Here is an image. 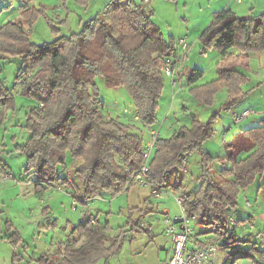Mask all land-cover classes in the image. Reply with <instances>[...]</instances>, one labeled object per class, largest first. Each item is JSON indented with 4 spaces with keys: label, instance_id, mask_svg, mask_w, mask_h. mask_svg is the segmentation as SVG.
<instances>
[{
    "label": "trees",
    "instance_id": "1",
    "mask_svg": "<svg viewBox=\"0 0 264 264\" xmlns=\"http://www.w3.org/2000/svg\"><path fill=\"white\" fill-rule=\"evenodd\" d=\"M32 1L22 0L21 17L0 25V61L21 60L17 83L23 94L38 102L26 114L25 127L30 134L18 145L27 156L24 178L33 180L38 194L65 186L83 201L124 192L144 161L145 131L161 126L158 109L166 81L165 58L176 53V40L166 38L143 0H109L84 20L78 31L38 44L30 38L31 27L38 16L48 15L44 6L32 5ZM77 1L84 6L89 3ZM202 40L226 62L262 51L264 11L250 17H241L231 8L215 12ZM232 48L240 53H231ZM185 71L189 93L202 105L212 106L223 88L229 98L226 108L244 95L242 85L248 75L235 67H220L216 79L200 85L196 83L204 75L202 69L188 71L185 67L180 73ZM98 78L109 90L120 91L121 110L117 105L106 108ZM14 104L15 94L0 77V118ZM219 112L214 111L205 121L192 117L169 138L160 136L148 175L169 190V177L183 174L188 157L198 152V185L193 192L180 193L185 194L187 213L194 216L197 231L193 236H206L199 246L216 242L219 250L230 248L224 264H235L239 257L263 259L264 249L256 244L233 251L237 248L234 244L249 239L236 237L232 231L240 220L232 211L239 204L240 192L264 177V118L259 125L241 129L231 141L224 138L225 155H213L204 149V143L215 135ZM259 189L264 191V179ZM83 215L75 231L85 236L84 242H60L61 261L44 254L38 259L44 260L42 264H108L123 247L128 232L144 226L140 219H131L113 231L109 221L102 222L89 212ZM4 238L20 241L18 232Z\"/></svg>",
    "mask_w": 264,
    "mask_h": 264
},
{
    "label": "rangeland",
    "instance_id": "2",
    "mask_svg": "<svg viewBox=\"0 0 264 264\" xmlns=\"http://www.w3.org/2000/svg\"><path fill=\"white\" fill-rule=\"evenodd\" d=\"M108 1L89 0L88 5H85L87 7L85 9L84 5H81L77 0H34L36 6L46 8L45 12H47L48 17L45 14L38 16L31 27L30 38L33 42L41 44L52 41L61 34L78 31L80 29L78 16L85 14L83 15L84 18H89L103 8ZM136 1L142 2V0ZM230 1L232 0H150L144 3L149 10L153 11L152 19L155 24L161 27L166 38H170V34H173L175 40L181 37L187 38L188 47L182 49L184 61L188 67L187 70L199 68L204 71V75L198 80L197 85L216 79L218 70L222 66L235 67L245 72L242 70L243 65L240 63L222 62L221 55L214 48L206 47L202 40V34L211 23L215 12L225 9ZM251 1L255 2V4L253 2V5H255L257 14L264 11V0ZM10 3H12V0H0V23L3 18L16 20L21 17L19 9L15 8L13 10V7H8ZM248 4H252L250 0L244 8L235 5L234 9L239 11L240 14L246 15L249 12ZM47 18H51L54 21L53 24ZM249 61L251 66L245 73L252 77V81L244 88V95L238 100L233 109L232 107L229 109L224 108L228 101L226 88L219 91L212 106L200 104L186 87H184L180 97L172 99L169 87L170 78L166 76L165 87L158 109V118L161 121L159 128L161 137L169 138L180 126L189 124L192 117L205 121L209 119L214 111L220 110L222 113L225 112L231 116L234 109L236 115H239L246 108L255 111L254 114L240 121H231L230 129L222 127L226 119L220 117L215 123V135L205 145H212V147L219 149L212 150L213 155H222L221 152L225 151L224 138L231 141L236 136L237 131L261 124L264 118V84L261 87L259 86V82L262 80L261 69L256 59L253 57ZM20 65L21 60L15 57L0 61L2 68L0 77L5 86L15 94V107L7 109L0 118V264H42L44 260L38 259L44 254H49L51 259L58 262L61 261L63 256L60 253V242L71 239L72 241L75 240L77 245L82 243L83 239L80 236L71 237L75 231L76 223L79 222L78 216L81 214L82 207L78 203L75 208L72 196L66 190H63L67 189L65 186L61 187V191L54 188L50 191L46 189L41 194H34L32 191L33 186L27 180L24 181L23 175L25 174L27 156L25 152L18 148V145L25 142L30 134L25 127L26 114L38 102L35 98L23 94L19 88L21 85L17 83L16 76ZM187 77L188 72H183L182 78L186 79ZM184 85H188L187 81H184ZM98 87L101 98L105 100L106 108L112 109L117 105L115 108L121 110V104L124 105V103L117 93L120 91L109 90L101 78H98ZM125 93L128 94L126 91ZM255 118L256 121H254ZM148 135L149 132L145 131V138ZM205 145L204 149L208 150ZM196 158H200L198 152H192L190 159L194 160ZM220 166L221 164L216 163V167ZM195 170L197 171L198 168L196 167ZM69 171H71V167ZM183 174L186 178L188 171H184ZM183 174L180 173L178 177L172 174L169 177V187L180 185L184 179ZM263 179L264 177L258 178L251 186L254 189V192L250 190V194H253L255 198H251L253 203L256 201L259 190L257 185ZM131 187L134 188L131 189V193L136 189H148L150 198L152 201H156L157 198L152 194L150 188L137 185ZM168 191L171 194L166 193L164 197L173 198L179 214L181 211L180 206L171 189ZM122 195L119 194L113 197L106 194L108 200L112 199L107 202L108 208L111 205V209L105 211L109 214H104L102 221H109L113 231H118L119 227L125 225L129 220L128 213H125L128 208L126 207L127 203H124ZM101 203L104 205L105 202L102 200ZM241 204V206L244 204L243 197ZM132 206L130 207L134 211L133 217L141 218L146 225L141 229L139 228V230L128 232V237L121 250L110 258V262L113 264H129L130 260L135 261L137 258L155 261L158 254L162 258L165 256V251L159 247L164 233L161 224H159L160 221L157 220V217L160 216L157 207L154 208L155 206L150 202L147 207L149 209L154 208L153 212L143 213L140 217V209ZM121 208L123 211L120 210ZM238 211L239 213L235 209L233 210L234 216L240 220L238 219L239 224L233 227L232 231L236 233V237H248L249 241L247 243L238 242L236 250L233 251L243 250L246 245L250 247L253 244H256L259 248L264 247V225L261 222L257 224L250 222L249 217H245L243 208L238 209ZM67 219L74 223L68 224ZM74 219L75 221H73ZM8 223L10 226H8ZM196 231L197 227H194V233ZM16 232L20 235V241L12 243L4 238L7 234L13 235ZM223 251L219 250V254H222Z\"/></svg>",
    "mask_w": 264,
    "mask_h": 264
},
{
    "label": "crops",
    "instance_id": "3",
    "mask_svg": "<svg viewBox=\"0 0 264 264\" xmlns=\"http://www.w3.org/2000/svg\"><path fill=\"white\" fill-rule=\"evenodd\" d=\"M248 1L249 0H243V2H239L238 0H235V1L232 0V1L229 2V4L225 8L233 9L236 13H238L239 16L244 15V16H241V17H250V16H253V15H256L257 13L255 11V5H253L254 1L252 2L251 0H250V2L252 4H248V7H249L248 14H246V15L245 14H240L239 11L234 9L235 5H238V6H241L242 8H244V6L247 4ZM11 4H12V6H11ZM21 4H22V0H15V1L12 0V3H10V5L8 7H13V10L15 8H17V10H18L19 6ZM31 4L35 5L34 1H32ZM254 4H255V2H254ZM86 8L87 7H85V9ZM7 11H10V10H7ZM83 15H85V14H83ZM83 15H79L78 16V21H79L78 26H80V27H81L82 22L84 20L88 19V18H84ZM90 17H92V16H90ZM7 21H8L7 18H3L2 22L0 23V25L6 23ZM170 36H173V34H170ZM176 42H177V40H176ZM180 51L182 52V48H180ZM230 52L235 54V55L240 53L236 48H232ZM253 57L256 59V62H257L258 66L261 69L260 71H261V79L262 80H261V82H259L260 83L259 86L261 87L264 84V50L258 51V52L249 53V54L245 55L242 60L230 59L228 62H226V61H224L222 59V62H224V63H233V64L240 63V64L243 65L242 70L246 72V70L249 69V67L251 66V63H250L249 59L252 60ZM221 58H222V56H221ZM240 64H239V66H240ZM185 67H187V65H186V62L184 61L182 69H185ZM182 74H183V72H181L180 75L177 76L178 79H179V84H180L177 87H174L171 84V82H169V87H170V90H171L172 99H176L177 97H180L181 93L183 92L184 87H186V89H188V91H189L190 85H187V86L184 85V81H186V79L182 78ZM247 75H248V79L242 85L243 90L252 81V77L249 74H247ZM19 88H20V86H19ZM228 101H229V98H228ZM236 104L231 106L232 109L234 108V106ZM231 107H228V108L224 107V108L225 109H229ZM246 109H248V108H246ZM246 109H244V110H246ZM234 111H235V109L232 110V112H233L232 116L230 114H228V113H225V112L222 113V111L219 112L220 113L219 114L220 117L222 119H226V122L223 123L222 127L230 129L231 128L230 125L232 124L231 121H240L241 119H243V118H241V119L237 120V116L238 115L234 114L235 113ZM263 112H264V110H263ZM234 115H235V117H234ZM254 121H256V118L254 119ZM159 123L161 124V121H159ZM261 123H262V121H261ZM238 132L239 131H237L236 134ZM209 141L210 140H207L204 143V145L208 144ZM205 146H207V145H205ZM207 148H208L207 151H209L210 153L212 152V150H219L218 148L212 147V145H208ZM221 153H223L221 156L225 155V151L224 150ZM190 156L188 157L189 159H188V161L186 163V168L188 170V175H187L186 178L183 179V181L181 182L180 187L178 189L175 188V187H167V188L171 189L172 194L173 193H177V192H184V193L193 192L195 190V188L197 187V185H198V175L201 172V169H200V166H199L200 165V158H198V159L196 158L194 160H191ZM196 167L198 168L197 171L195 170ZM23 177H24V175H23ZM26 180H27V182H29V184L31 186H33L32 187L33 188L32 191L34 192V194H38V192L36 190V186H35L33 180L24 178V181H26ZM260 184H261V181H259V183L257 185L258 189H259V185ZM251 186H253V184ZM251 186L243 189L240 192L239 204L235 208V211H237V213H239L238 209L243 208L244 211H245V215H246L245 217H249L248 219H249L250 222H252L253 224H257V223L261 222L264 225V191L260 190V189L258 190V193H257V196H256L257 198H256V201L254 202L255 203L254 204L251 201V198H254L253 194H250V190H252V192H254L253 191L254 189H252L253 187H251ZM54 188L57 189V191H61L62 190L60 188L58 189L57 187H50V188H46V189H48L47 191H50V190H52ZM131 189H134V188L130 187L128 190L119 193V194H123L122 196L124 198V203L125 204L127 203L126 207H128V208H127V211L125 213H128V215L130 217L129 218L130 221H131V219H134V220L136 219L137 220V218L133 217L134 211L131 210L130 206L133 205L132 206L133 208L137 207V208L140 209V212H139L140 213V217L143 215V213H148V212L151 213V212H153V209L157 207V209L159 211V214H160V216L157 217V220L160 221L159 224H161L162 231L164 233V237L161 238V242L159 243V247L163 251H165V256L162 258L160 256V254H158L157 259L155 261H148V260H144V259L142 260L140 258H137L135 261H131L130 260L129 264H166L167 261L169 260V258L171 257L172 253H173L174 243H173V240H172L171 236L166 233V221H165V219L168 218V217L172 218V219H175L177 217V215H178L177 206H176V204H175V202H174L172 197H167V198L166 197H162V198L155 199L156 201H154V200L152 201V199L149 196V192L147 191L148 189H142V188L141 189H136L132 193H131ZM45 190H43V191H45ZM63 190H66L68 192V194H70L72 196V194L67 189H63ZM119 194H117V195H119ZM169 194H171V193H169ZM117 195H115V196H117ZM115 196H113V197H115ZM242 197L244 198L243 206H241L242 205L241 204ZM72 200L74 201L73 205L75 207H76V205L78 203L82 207L81 214L78 216L79 222L76 223V225L79 224L83 220V217H84L83 213H85V212H89L90 214L93 215V217H96L100 221H102L103 215L104 214H106V215L109 214V212H105V211L111 209V205H109L110 208H108V205H107L108 203L107 202L111 201L112 199L108 200L106 195L94 197V198H92V199H90L88 201H83L82 198L80 197V195H78L77 198L72 196ZM102 200H103V202H105L104 205L101 203ZM150 202H152L153 206H155L152 209H149L147 207V205ZM259 204H260V206H258ZM244 206H245V208H244ZM48 207H50V206H48ZM143 208L146 209V210H144ZM120 210L123 211L122 208ZM232 213H234V212L232 211ZM73 221H75V219ZM66 222H68V224L69 223H74V222L70 221V219H67ZM140 223L146 225V223H144L141 218H140ZM234 234H236V233L234 232ZM263 235H264V230H263ZM77 236H80L83 239L82 240V243H83L84 240H85V236L84 235L78 234V232L74 231V233L72 234L71 237L74 238V237H77ZM127 237H128V234H127ZM204 237H206V236L201 235V238L193 236L192 239L190 240L189 244H188V247L189 248H193L195 246H199L200 244L198 242H201L202 240H206ZM207 237H210V236L208 235ZM247 239H249V238L247 237ZM234 246H237V243L234 244ZM245 247L246 248L241 250V251H244L246 249H250L251 246L249 247L248 245H246ZM260 248L264 249V247H260ZM220 250H224V251L222 252V254L221 253L219 254V251L217 252V254L215 256L216 264H224L225 263V260L227 258L226 257L227 253L230 250V248L222 247V248H220ZM100 264H102V263H100ZM108 264H113V263H111L110 260H109ZM235 264H264V258L262 259V258H260L258 256L256 258H253V257H239V258L236 259Z\"/></svg>",
    "mask_w": 264,
    "mask_h": 264
},
{
    "label": "built area",
    "instance_id": "4",
    "mask_svg": "<svg viewBox=\"0 0 264 264\" xmlns=\"http://www.w3.org/2000/svg\"><path fill=\"white\" fill-rule=\"evenodd\" d=\"M143 1L147 3L150 0ZM238 1L243 2V0ZM176 46V53L165 58L166 65L164 69L165 75L170 78V82L174 87L179 85V79L177 76H179L178 74H180L184 63V55L183 52L180 51V48L186 49L188 47L187 38H179L176 42ZM254 112L255 111L252 109H246L237 116V120L248 117ZM148 132L149 135L142 151L144 161L132 174L128 186L131 187L137 185L150 188L152 194L156 198H162L166 193L169 194V191L156 184L155 180L148 175L150 170V160L161 136L160 129L150 127ZM184 170L187 171V169ZM173 194L181 211L175 219L169 217L165 219L166 233L171 236L174 243L173 253L166 264H216L215 256L219 250L218 243L211 242L193 248L188 247L189 241L194 234V216L189 215L186 211L185 194L180 192ZM230 222L232 224L236 223L233 217H230Z\"/></svg>",
    "mask_w": 264,
    "mask_h": 264
}]
</instances>
